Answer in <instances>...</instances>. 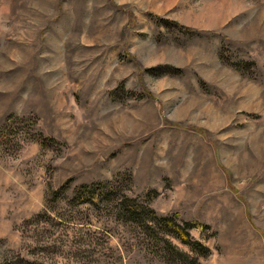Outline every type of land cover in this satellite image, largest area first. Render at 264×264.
Returning a JSON list of instances; mask_svg holds the SVG:
<instances>
[{
    "label": "rangeland",
    "instance_id": "374dc122",
    "mask_svg": "<svg viewBox=\"0 0 264 264\" xmlns=\"http://www.w3.org/2000/svg\"><path fill=\"white\" fill-rule=\"evenodd\" d=\"M0 264H264V0H0Z\"/></svg>",
    "mask_w": 264,
    "mask_h": 264
},
{
    "label": "trees",
    "instance_id": "16d2710c",
    "mask_svg": "<svg viewBox=\"0 0 264 264\" xmlns=\"http://www.w3.org/2000/svg\"><path fill=\"white\" fill-rule=\"evenodd\" d=\"M87 194H88L90 200L92 201V203L97 204V206L109 202V201H107L109 199H106V197H105L107 195H104L105 193H103V191L95 190L94 186L91 187L90 189H88ZM128 202L135 203L136 200H132V199H129L128 197H126L125 195H121V199L117 204V208L121 209V210L124 209L125 205ZM111 208H113V207H111ZM140 208L141 209L143 208V209L147 210V212L150 213L152 223L154 221L158 225L164 226V228H166L165 230H167V231H164V234H166L168 236H174L180 242H182L185 245L190 246L192 249L195 247L197 248L199 246L202 247L205 250L204 253H201L202 255H205L209 251L203 245H201L199 242L195 241L189 233L191 228L198 227L199 225H197V224L193 225L190 223H186V225L183 226L182 224L178 223L174 217H160L156 214V212L154 210L149 209L144 205H142V207H140ZM165 240H166L165 242L167 244L171 245L167 239H165Z\"/></svg>",
    "mask_w": 264,
    "mask_h": 264
}]
</instances>
